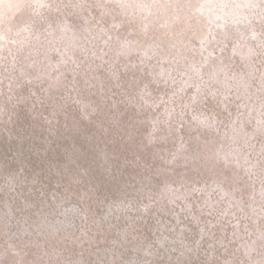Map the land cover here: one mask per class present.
<instances>
[{"label": "rangeland", "instance_id": "obj_1", "mask_svg": "<svg viewBox=\"0 0 264 264\" xmlns=\"http://www.w3.org/2000/svg\"><path fill=\"white\" fill-rule=\"evenodd\" d=\"M97 101L134 107L115 130L128 143L144 131L148 148V164L136 156L103 187L110 198L85 163L59 166L74 133L53 136L59 152L50 135L32 149V121ZM14 126L16 143L1 141L0 264H264V0H0L4 139Z\"/></svg>", "mask_w": 264, "mask_h": 264}, {"label": "trees", "instance_id": "obj_2", "mask_svg": "<svg viewBox=\"0 0 264 264\" xmlns=\"http://www.w3.org/2000/svg\"><path fill=\"white\" fill-rule=\"evenodd\" d=\"M112 106L116 107L118 110V114H122L118 118V114H112ZM72 115L76 116V119H71L69 114L70 112ZM68 112L60 113L59 115L52 116L49 119L46 118L44 120L40 121H32V126L30 128V131H34L35 128H38L42 131L40 132V135L36 136L32 143V149L39 151L41 144H44L47 140V136L50 135V153L52 151L55 152V149L57 148V151L61 150V147H63L65 144L56 143L54 141V135H57L58 133H74L75 138H79V144L78 146L73 145L72 140L68 145L70 153H67L65 156H62L61 158L59 156V159H63V162L59 165L64 168L66 165V161H72L76 162L77 165H79L81 162L85 163V166L88 170H92L88 172L90 177H92L91 182L93 184L91 187L93 189H97V187L100 184V187L103 191V187L109 186L114 187V179L115 177H119L122 173L133 171V162L137 158H142L141 164L145 166V164H148V161H145L146 158H143V155L146 157V153L148 151L147 146L143 143L144 135L141 131V136L137 137L133 142L128 143L125 140L124 135L120 134V130L116 131L115 128L123 127L121 126L122 123L124 124H131L130 122H127L126 120L128 117L134 116L135 109L134 107L127 106L123 102H116L115 105L112 103H109L108 101L102 103L97 101L95 103V111L93 113L85 112L81 113L79 109L70 108ZM79 112V113H78ZM75 113V114H74ZM81 113V114H80ZM26 114V113H25ZM23 114L24 117H28L27 115ZM83 114V115H82ZM82 115V116H80ZM109 115V117H108ZM21 116L20 123H16L15 125H18V128H21L20 125H26L27 128L30 127V121L26 120ZM68 117V118H66ZM76 121H79L77 124H75ZM19 122V120H18ZM118 124V126H117ZM24 128V127H23ZM15 126L13 127V132H10V137L4 139L2 136L5 134V132L2 130L0 133V159L2 158V149H1V141L7 142L8 148L11 145H14L16 141L12 139L13 137H20L18 136L17 132L14 131ZM25 130V129H24ZM24 135H28L27 131L25 130L23 133ZM22 136V135H21ZM73 137V136H72ZM63 143V142H62ZM30 142H25V146L27 149L29 148ZM143 147V151L141 152V148ZM139 154V156L137 155ZM143 154V155H142ZM51 156V154H50ZM149 156H147L148 158ZM90 166H89V165ZM56 165H57V158H56ZM57 169V166L55 167ZM59 168V167H58ZM65 169V168H64ZM134 172V171H133ZM40 177L43 176L42 172L38 173ZM131 177H134L136 179L142 180V178L139 176L137 177L135 173H132ZM130 178V177H129ZM127 180L128 183H130V180L127 177H121L119 179L120 183H124V181ZM159 181V180H158ZM78 187L80 190V193L78 192V195H83V199L71 197L72 201L78 200L81 201L78 203L81 208L83 206H86V190L85 187L75 186ZM117 188V187H116ZM115 188V189H116ZM105 194V192L103 191ZM106 196L115 197L114 191H110L109 193L106 192ZM103 195L102 197H105ZM129 197V195H127ZM99 201H103L99 199ZM93 201L90 200V203ZM87 207V206H86ZM125 219H127L125 217ZM155 219L152 216V213L148 214L145 220L141 221H133L132 226V236H134L136 241H131V243H134L133 247H136L141 240H147V237L150 236L152 227L154 226ZM118 223H125L124 225H128V222H123V219H120V221L114 220V226H116ZM112 222L110 223V225ZM131 235V234H130ZM129 235V237H130ZM132 238V237H131ZM128 240H131L130 238ZM142 250L139 249V253H141ZM120 259V258H119ZM121 260V259H120Z\"/></svg>", "mask_w": 264, "mask_h": 264}]
</instances>
